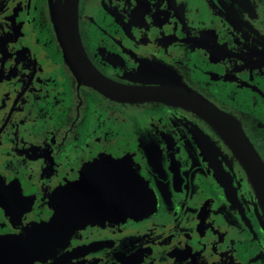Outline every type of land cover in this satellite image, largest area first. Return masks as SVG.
Here are the masks:
<instances>
[{
    "label": "flooded vegetation",
    "instance_id": "1",
    "mask_svg": "<svg viewBox=\"0 0 264 264\" xmlns=\"http://www.w3.org/2000/svg\"><path fill=\"white\" fill-rule=\"evenodd\" d=\"M63 2L0 0V264H264L263 209L236 155L187 109L80 81ZM76 18L101 76L176 81L264 166V0H78Z\"/></svg>",
    "mask_w": 264,
    "mask_h": 264
},
{
    "label": "water",
    "instance_id": "2",
    "mask_svg": "<svg viewBox=\"0 0 264 264\" xmlns=\"http://www.w3.org/2000/svg\"><path fill=\"white\" fill-rule=\"evenodd\" d=\"M77 4L78 0H64L63 8L60 7L56 15L57 31L73 74L80 81L96 88L109 98L124 102L159 101L173 104L187 109L203 119L222 137V140L236 155L235 157L245 169L246 175L261 203L264 215V166L234 120L212 107L208 101L181 87V84L176 81L157 80L155 81L158 84L156 87L132 88L116 84L101 76L92 68L90 61L81 48L77 33ZM108 192V190L97 189L95 199L103 204V200L109 197L105 195ZM83 201L87 203L86 200ZM49 231L50 229L47 231L46 236L50 235L51 232ZM27 250L35 252L32 248Z\"/></svg>",
    "mask_w": 264,
    "mask_h": 264
}]
</instances>
